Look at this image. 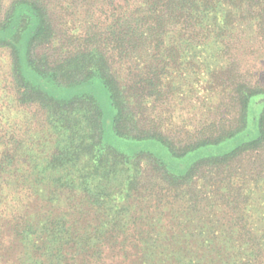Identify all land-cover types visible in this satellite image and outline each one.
Returning <instances> with one entry per match:
<instances>
[{
    "label": "trees",
    "instance_id": "1",
    "mask_svg": "<svg viewBox=\"0 0 264 264\" xmlns=\"http://www.w3.org/2000/svg\"><path fill=\"white\" fill-rule=\"evenodd\" d=\"M0 264H264V103L256 137L173 173L105 142L92 96L60 101L30 64L99 76L115 131L173 156L247 132L264 98V0H0ZM188 116L179 120L178 107Z\"/></svg>",
    "mask_w": 264,
    "mask_h": 264
},
{
    "label": "rangeland",
    "instance_id": "2",
    "mask_svg": "<svg viewBox=\"0 0 264 264\" xmlns=\"http://www.w3.org/2000/svg\"><path fill=\"white\" fill-rule=\"evenodd\" d=\"M6 9L0 12V23L5 20ZM11 37V29L4 31L0 30V37ZM31 40L30 29L23 32V35L19 41L20 51V64L23 76L33 86L43 90L52 98L60 101H71L78 97L92 96L94 97L102 107L103 120L105 129V142L112 145L119 151H122L128 155H133L140 150H148L159 157L169 170L173 173L183 174L189 170L198 160L205 157L223 156L234 150L238 145L247 139L256 137L258 134L257 127L254 123L258 119L264 98L253 99L250 106V124L247 132L237 134L233 138H230L222 143L211 145L207 147L198 148L189 154L178 157L171 155L170 151L159 141L151 140H132L122 138L116 134L115 131V116L116 110L113 106L109 91L101 77L96 76L86 81L73 84V85H61L51 78L44 77L40 74L31 64L29 60V45ZM0 65L8 69L9 61L4 62L0 60ZM177 116L179 120L182 117L188 116L187 110H182L181 106L178 107Z\"/></svg>",
    "mask_w": 264,
    "mask_h": 264
}]
</instances>
